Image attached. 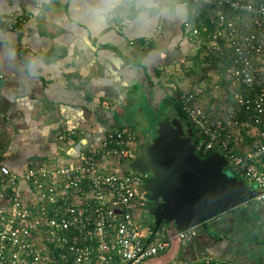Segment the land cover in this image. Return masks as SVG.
I'll list each match as a JSON object with an SVG mask.
<instances>
[{
    "label": "built area",
    "instance_id": "obj_1",
    "mask_svg": "<svg viewBox=\"0 0 264 264\" xmlns=\"http://www.w3.org/2000/svg\"><path fill=\"white\" fill-rule=\"evenodd\" d=\"M200 1L210 11L212 29L184 23L205 45L197 53V64L218 70L214 89L231 90L243 117L236 108L225 117H214L201 103L200 84L179 96L182 109L197 136L195 150L221 153L228 161L226 169L255 187V199L262 202L264 0ZM25 19L3 16L0 21L7 30L20 31ZM188 66H193L192 60ZM245 132L253 134L254 145L240 153L236 145ZM75 135L77 131L69 129L57 139ZM138 142L129 128L107 127L73 162L30 163L22 173L1 166L7 191L0 194V264H231L218 258L157 260L172 237L158 236L138 219L147 213L144 183L149 175L130 167ZM193 232L194 227L176 230L175 237L184 240Z\"/></svg>",
    "mask_w": 264,
    "mask_h": 264
},
{
    "label": "crops",
    "instance_id": "obj_2",
    "mask_svg": "<svg viewBox=\"0 0 264 264\" xmlns=\"http://www.w3.org/2000/svg\"><path fill=\"white\" fill-rule=\"evenodd\" d=\"M80 2L0 0V19L26 17L20 31L7 30L0 21V167L22 173L30 163L75 161L86 143L98 139L107 127L129 128L121 121L116 124V111L127 115V106H140L142 99L151 109L164 96H181L186 89L176 88L180 86L176 83L191 75L180 79L174 68L186 63L190 69V60L205 50L184 27L190 21L199 28L196 7L189 8L183 20L159 18L146 29L117 19L103 32H88L91 43L82 47L84 24L74 22ZM181 2L189 5L188 0ZM146 44H151L150 49ZM9 49L15 52L13 60L7 58ZM32 57L42 63L36 76L26 68ZM209 104L213 116L219 108L224 113L219 117L233 109L225 103ZM135 121L141 124L138 118ZM69 129L77 135L57 139L58 133ZM253 140V134L245 132L236 150L252 148ZM4 180L0 173L3 195ZM170 224L162 232L171 235L172 243L158 261L218 258L231 264H264V201L254 199L221 213L194 227L184 240L175 237V225Z\"/></svg>",
    "mask_w": 264,
    "mask_h": 264
},
{
    "label": "water",
    "instance_id": "obj_3",
    "mask_svg": "<svg viewBox=\"0 0 264 264\" xmlns=\"http://www.w3.org/2000/svg\"><path fill=\"white\" fill-rule=\"evenodd\" d=\"M178 118L161 120L155 135L146 136L133 170L151 174L144 192L153 203L149 214L155 227L172 222L176 230L197 227L213 217L257 197L259 191L237 179L227 169L228 161L219 152L199 157L192 127Z\"/></svg>",
    "mask_w": 264,
    "mask_h": 264
},
{
    "label": "clouds",
    "instance_id": "obj_4",
    "mask_svg": "<svg viewBox=\"0 0 264 264\" xmlns=\"http://www.w3.org/2000/svg\"><path fill=\"white\" fill-rule=\"evenodd\" d=\"M189 14V5L181 0H81L74 22L83 23L85 34L81 35L82 47L91 43L88 32L100 33L110 23L119 19L141 29L148 28L155 19L183 20ZM14 50L9 49L7 58L13 60ZM42 63L38 57L28 60L26 68L36 76Z\"/></svg>",
    "mask_w": 264,
    "mask_h": 264
},
{
    "label": "rangeland",
    "instance_id": "obj_5",
    "mask_svg": "<svg viewBox=\"0 0 264 264\" xmlns=\"http://www.w3.org/2000/svg\"><path fill=\"white\" fill-rule=\"evenodd\" d=\"M188 70L189 68L186 66V63H183V67L179 66L177 68H174V74L181 79L185 72H187ZM217 73L218 70L216 68H205V70L197 68V72L195 74L191 75L186 81H178L176 83V86H180L175 87L178 89L183 88L184 90H188L192 89L195 85L200 84L204 88L205 92V95L200 97L202 104L210 103L209 105H211V103H213L212 106H219L222 103H225V105L228 104L235 108V105L229 103L227 98L224 96L227 93L224 88L214 89V80L218 77ZM205 76L208 77L207 80L204 79ZM212 94L214 96H212ZM211 108L212 107H210V110L213 112V109ZM126 110H128L127 115H122L120 114V112L118 113V111H116V124H119V122L121 121L125 127H129V129H131L135 133L138 141L140 142L146 139V136H143L144 132L145 135L148 132L152 136L155 135L156 125L159 121H167L173 118H177L174 103L170 96H164V100L158 101V103L154 104V107L152 106L151 109L149 108V103L146 100L142 99L140 106L135 107V105L131 103L129 106H127ZM218 110L219 111L214 114V117H219L224 114L220 108ZM137 118L139 122H141V124H138V122L135 121ZM196 137L197 136L195 134L194 138L196 139ZM138 219L143 225H148L151 223V215L149 213H145L143 217H140ZM167 226L171 227L170 222L163 224L162 229L166 228Z\"/></svg>",
    "mask_w": 264,
    "mask_h": 264
},
{
    "label": "trees",
    "instance_id": "obj_6",
    "mask_svg": "<svg viewBox=\"0 0 264 264\" xmlns=\"http://www.w3.org/2000/svg\"><path fill=\"white\" fill-rule=\"evenodd\" d=\"M188 3H189V8L190 10L193 8V7H196L198 10V17L196 18V21H197V24H198V27L201 29L202 28V25H206L208 27L209 30L212 29V26L209 24V14H210V11L205 7L203 6L202 2L200 0H188ZM146 47L150 49L151 47V44H146ZM146 48V49H147ZM197 57V56H196ZM198 59L197 58H194L193 59V65L194 67L192 66L185 74L188 76V75H193L197 72V68H201V63H198ZM204 70V69H203ZM227 93H228V96H227V100L229 103L231 104H234L235 105V108L239 115V118L242 119V115H243V110L241 109H238L235 101H234V97H233V92L229 89H227ZM173 103H174V107H175V111H176V117L178 119H180L181 121H184V122H188L187 118H186V113L184 112V110L182 109V102L181 100L179 99V96H174L173 98H171ZM192 131L195 132V130L192 128ZM245 134V133H244ZM214 151L210 152V153H207V154H202L200 152H197L196 151V154L199 156V157H206V156H209L211 153H213ZM234 176L237 178V179H241L242 177L238 176V175H235ZM247 184V183H246ZM248 185V184H247ZM249 186V185H248ZM145 199H146V205H145V208L146 209H149L152 207V203L151 202H148L147 201V198H148V193H145ZM251 201H254L251 200ZM148 202V203H147ZM165 223H169V222H162L159 227H155V225L153 224V218L151 216V223H150V226L152 227V229L154 230V232L160 236V237H163V235H167L165 234L162 229V225L165 224ZM205 223V222H203ZM202 223V224H203ZM170 248V247H169ZM169 248H167L165 251L161 252L160 254L162 253H165Z\"/></svg>",
    "mask_w": 264,
    "mask_h": 264
},
{
    "label": "flooded vegetation",
    "instance_id": "obj_7",
    "mask_svg": "<svg viewBox=\"0 0 264 264\" xmlns=\"http://www.w3.org/2000/svg\"><path fill=\"white\" fill-rule=\"evenodd\" d=\"M182 123H183V125H184V132H185V135L188 136L189 134L187 133V128L185 127V125H186L187 122L182 121ZM194 135H195V132L192 131V136H191V137H192V140H195ZM143 136L145 137V132L143 133ZM151 136H152V135H150L149 138H151ZM153 136H154V135H153ZM145 143H146V139H145L144 141H142V142H140V141L138 142V148H137V150H136V152H135V156H136V158L140 155V147H141L143 144H145ZM150 175H151V174H149L148 177H149ZM147 201H148V202H151V201L149 200V194H148ZM148 202H147V203H148ZM151 203H152V202H151ZM152 206H153V203H152ZM150 209H151V208L146 209L147 213L150 212Z\"/></svg>",
    "mask_w": 264,
    "mask_h": 264
}]
</instances>
